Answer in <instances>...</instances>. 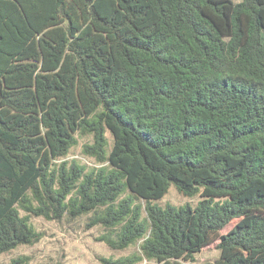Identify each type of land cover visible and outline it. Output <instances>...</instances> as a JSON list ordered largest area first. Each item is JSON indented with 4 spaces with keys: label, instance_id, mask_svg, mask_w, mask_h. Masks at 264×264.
<instances>
[{
    "label": "trees",
    "instance_id": "16d2710c",
    "mask_svg": "<svg viewBox=\"0 0 264 264\" xmlns=\"http://www.w3.org/2000/svg\"><path fill=\"white\" fill-rule=\"evenodd\" d=\"M90 212L104 264H264V0H0V254Z\"/></svg>",
    "mask_w": 264,
    "mask_h": 264
},
{
    "label": "rangeland",
    "instance_id": "374dc122",
    "mask_svg": "<svg viewBox=\"0 0 264 264\" xmlns=\"http://www.w3.org/2000/svg\"><path fill=\"white\" fill-rule=\"evenodd\" d=\"M90 140V136L79 138V143L75 145L71 152L63 159H78L82 163L98 165L94 158L83 153V144ZM200 200V195L187 197L183 195L175 186H171L164 198L158 200L160 205L171 203L174 205H184L190 203L195 206ZM143 205L142 215L146 216L144 200H139ZM92 212L77 218L65 215L62 220H50L42 216H33L32 221L36 228L42 232V238L33 245L22 244L16 248L0 254V264H9L14 258L26 256L24 264H104L103 257H121L133 254L140 250L138 244L126 249H113L100 237L108 231L102 224L90 225ZM233 220L221 233L228 232L236 224ZM215 240L204 246L196 254L193 264H202L205 261H214L220 255L218 243ZM135 264H156L154 260L144 258Z\"/></svg>",
    "mask_w": 264,
    "mask_h": 264
}]
</instances>
